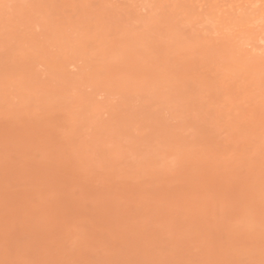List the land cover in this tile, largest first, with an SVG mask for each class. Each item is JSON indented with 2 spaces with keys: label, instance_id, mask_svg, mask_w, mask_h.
I'll use <instances>...</instances> for the list:
<instances>
[{
  "label": "rangeland",
  "instance_id": "obj_1",
  "mask_svg": "<svg viewBox=\"0 0 264 264\" xmlns=\"http://www.w3.org/2000/svg\"><path fill=\"white\" fill-rule=\"evenodd\" d=\"M0 264H264V0H0Z\"/></svg>",
  "mask_w": 264,
  "mask_h": 264
}]
</instances>
